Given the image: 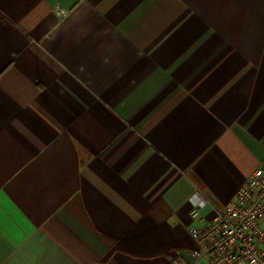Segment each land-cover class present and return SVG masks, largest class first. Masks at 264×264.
<instances>
[{"label":"crops","instance_id":"1","mask_svg":"<svg viewBox=\"0 0 264 264\" xmlns=\"http://www.w3.org/2000/svg\"><path fill=\"white\" fill-rule=\"evenodd\" d=\"M263 160L264 0H0V264L192 262Z\"/></svg>","mask_w":264,"mask_h":264},{"label":"built area","instance_id":"2","mask_svg":"<svg viewBox=\"0 0 264 264\" xmlns=\"http://www.w3.org/2000/svg\"><path fill=\"white\" fill-rule=\"evenodd\" d=\"M54 13L63 19L69 12L56 5ZM207 204L201 199L191 212L199 223L189 229L197 243L193 261L178 255L173 264H264V160L231 202L215 208L210 219L200 220Z\"/></svg>","mask_w":264,"mask_h":264}]
</instances>
